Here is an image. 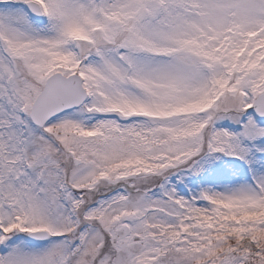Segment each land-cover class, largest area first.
I'll list each match as a JSON object with an SVG mask.
<instances>
[{"label":"snow or ice","instance_id":"obj_1","mask_svg":"<svg viewBox=\"0 0 264 264\" xmlns=\"http://www.w3.org/2000/svg\"><path fill=\"white\" fill-rule=\"evenodd\" d=\"M0 264H264V0H0Z\"/></svg>","mask_w":264,"mask_h":264}]
</instances>
